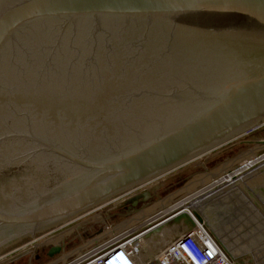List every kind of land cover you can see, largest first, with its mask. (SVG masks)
I'll list each match as a JSON object with an SVG mask.
<instances>
[{
    "label": "water",
    "instance_id": "obj_1",
    "mask_svg": "<svg viewBox=\"0 0 264 264\" xmlns=\"http://www.w3.org/2000/svg\"><path fill=\"white\" fill-rule=\"evenodd\" d=\"M262 125L264 0H0V264L121 199L137 222L169 208L140 212L160 184L141 189ZM253 176L260 197L264 170ZM169 217L194 225L179 207ZM135 218L95 216L94 238L68 256ZM70 234L41 245L49 258Z\"/></svg>",
    "mask_w": 264,
    "mask_h": 264
},
{
    "label": "rangeland",
    "instance_id": "obj_2",
    "mask_svg": "<svg viewBox=\"0 0 264 264\" xmlns=\"http://www.w3.org/2000/svg\"><path fill=\"white\" fill-rule=\"evenodd\" d=\"M249 136L251 138H255V141L258 138H260L264 142V127L257 130V131H253L252 133H250ZM242 141H243V139L237 141V143H241ZM258 141H260V140H258ZM237 143L234 142V144H232V145H225V146L221 147L220 149L216 150L215 152L208 154L204 159H202V161H204L206 158H208V159H206L207 160V166H205V167L208 170H210L211 173H213L212 172L213 170H216L218 168L225 167L223 169V170H225V169H227V167L229 165H234L233 168L237 169V167L241 163H243L246 160V158L244 160H240L238 162H236V161L240 158L243 159L245 156H248L251 152H254V151H252L254 148H251L250 146L248 148H251V149H247V147L245 145L246 143L245 144L243 143L239 146H236L235 144H237ZM233 145H235V146L232 147ZM263 150H264V148L259 149L260 152ZM255 153H257V152H255ZM255 153H254V155H255ZM198 162L199 161H194L192 163H189L186 166L180 168L179 170H177L173 173H170L166 177H162V178L158 179V181L153 183V185L163 184V181H166L168 179L170 180L168 182V184H165L164 186H161L158 189V195L154 201V202L157 201L156 202L157 204L155 203L156 207L153 209L154 212L163 208L166 205V203L168 205V203L171 201L166 202V203L164 202L168 199L172 200L173 201L172 203H175L179 199L183 198L184 196L179 197L178 194L181 193L180 189H182L183 186L186 185L187 183L189 184V182H190L193 184V186L191 185L192 187H190L192 189L201 184L199 179H201L202 174H204L205 170L202 168L201 169L195 168V170L193 169L194 165H196ZM182 171H184V172L186 171V174H185L186 176L185 175H184L185 177L183 176L184 179L186 178V180L183 181L181 178L177 179V177H175V179H171L176 174L181 173ZM255 173L256 172L253 170V173L247 174L244 177V179L241 178L240 184H245V182L249 178H251L253 176V174H255ZM182 174H183V172L180 175H182ZM212 181H215V180L212 178V176H210V182H212ZM261 181L264 183L263 179H261ZM220 185H223V184H219V185L216 184L212 188L213 189L212 191L203 193L204 195H208V194L210 195L214 191V193L211 195V197L208 198L209 199L208 203L216 201V200L220 201L222 203V206L219 209L216 210L215 208H213L210 210V213H207V215H205V216L202 213L200 214L198 212V210H194L195 208L193 209L191 206H190L191 207L190 210H188L186 212L187 213L190 212L192 214H194V212L199 213L202 216L205 223L207 224L208 228L220 240H222L223 242H225L226 244L229 245L228 248H230L232 250L231 251L232 255L235 258L241 260L243 262V264H264V216L260 215V213L254 212L253 210L251 211V209L248 208V206H246V203L241 202L240 200H234V199H237L234 197H238V195L240 193L238 187L237 188L236 187L230 188L227 186H222V187L218 188V186H220ZM154 187H156V186H153V188ZM199 189L201 190L202 188L199 187ZM234 191H235V193H233V196L230 197V200H232V198H233V201L229 200L230 201L229 202L228 200H226L227 199L226 197L230 196L232 194V192H234ZM263 192H264V189L261 190V193H263ZM175 195H176V197H175ZM130 196H131V194H130ZM191 198H193V197L187 196L183 201H180V202H182V204H184V206H186L188 204L187 201L190 200ZM223 201H225V202H223ZM208 203L205 202L202 204L206 206ZM117 204H119V203L111 204L108 207L110 209L107 208V210H105V212L103 211L100 213L101 216L103 213L105 215H106V212L109 213V215H111V224L112 225H121L130 219L133 220L135 217H137V219L135 218L134 221L136 222V220H138V216H134L132 218H127V216H125V214H121L122 211H119L120 208H118V206L116 207ZM207 206H209V204ZM181 209H184V208H181ZM149 212H148V214L150 216L152 211H151V213H149ZM194 216H195V214H194ZM103 217H104V215H103ZM77 222H80V221H77ZM138 223L139 222H136L133 226L137 225ZM182 223L185 224L184 221ZM74 224H76V223H74ZM184 224H181V225H184ZM69 226H71L69 228H72L71 224H69ZM93 226L94 225H91V224L85 225V227H83L82 230H80V231L74 233L72 236L66 238L69 241L67 242L66 250H65L63 256L69 257L68 255L70 254V252H74L75 250L79 249L81 246H83L84 244L89 242V238L91 237V235L94 233V230H95V227L93 229ZM129 227H131V226H129ZM129 227H127L126 229H128ZM185 227L190 228L191 226L189 225V227L188 226H185ZM71 230L72 229H70L68 231V233L71 232ZM175 231H173V232H175ZM167 233L170 236L172 235L171 231H169ZM167 233H165V235ZM61 236H63V235H61ZM31 241L32 240H30L29 242H31ZM146 243H147V241H146ZM36 247H37V249H36ZM31 250H32L31 248L28 251L26 250L25 251L26 253L24 254V256L17 259L14 263L12 261L11 263L8 262L7 264H51L53 262L52 260H55V259L47 257L46 252L45 253L41 252V249L38 248V245L37 246L35 245V248L32 250V252H31ZM71 257H73V256H71ZM71 257H69L68 259H70Z\"/></svg>",
    "mask_w": 264,
    "mask_h": 264
},
{
    "label": "built area",
    "instance_id": "obj_3",
    "mask_svg": "<svg viewBox=\"0 0 264 264\" xmlns=\"http://www.w3.org/2000/svg\"><path fill=\"white\" fill-rule=\"evenodd\" d=\"M263 127L264 125L253 131H257ZM253 131L244 134L227 145H232L234 142L237 143V141L243 139L241 143H237L235 145L239 146L246 143L245 145L247 149L254 148L252 150L254 152H251L247 156L248 160H245L244 162H252L256 159L258 163H262L264 162V150L260 152L259 149L264 148V142L260 138L256 141L255 138H251L249 135ZM249 146L251 148H248ZM245 158L238 159L237 162L244 160ZM243 163H241L237 169H234L233 172L241 168ZM262 166L264 167V164H262ZM263 170H258L257 173H260ZM152 186L153 184H148L141 190L150 189ZM141 190H139V192ZM121 200L114 203H118ZM110 205L111 204L96 209L88 215L70 223L72 228H69L71 227L69 225L63 226L48 233L47 235H44L43 237L38 238L35 241L27 243L9 261V263L23 257L26 250H29L30 248L33 250L35 245L37 246L40 243L41 238L46 237L47 239L45 240H48L56 237L64 233L65 228L67 227L68 230L72 229L70 232L71 234L68 237L72 236L74 233L82 230L85 225H89L87 222L88 220H92V218L97 215L101 216L100 213L103 211L105 212ZM168 209L174 208L169 207ZM161 212L162 211L160 210L156 214L150 216L148 220L145 219L146 221L143 220L132 228H128L129 230L126 229L120 233L114 234L111 238H106L103 241L98 242L90 249L84 251L81 255L71 257L70 259H68L69 257L63 256L67 244L63 247V245L59 243L57 247L60 248V251L54 259L58 261L57 264H240L242 262L232 255V250L228 248V244L220 240L208 228L206 223L200 222L192 213L186 212L194 222L193 227L187 228L185 227L188 226L187 224L181 223L185 226L181 224L173 226L171 236L167 233L165 236L162 235L161 238L156 237V235L153 234L157 233L156 231L161 229L166 223H169V220L172 218L169 217V213L171 214L172 210L166 214H160ZM103 218H105V215ZM149 236H153V244H155L156 241L159 242V244H155V246H153L148 252L144 249V246ZM92 238L94 237L91 236L89 241ZM68 241L69 240H67V242Z\"/></svg>",
    "mask_w": 264,
    "mask_h": 264
},
{
    "label": "bare ground",
    "instance_id": "obj_4",
    "mask_svg": "<svg viewBox=\"0 0 264 264\" xmlns=\"http://www.w3.org/2000/svg\"><path fill=\"white\" fill-rule=\"evenodd\" d=\"M213 153V152H212ZM210 154V153H209ZM208 155V154H207ZM206 155V156H207ZM206 156H204V157H202L201 159H199L198 161H201L202 159H204ZM262 164H264V162H262V163H258V161L256 160V159H254L252 162H245L243 165H242V167L241 168H239L238 170H236V171H234V172H232V173H229L227 176H225L223 179H221V180H218V181H212L213 183H212V185H210V186H207V187H205V188H203L202 190H200V191H198V192H194L193 194H190V195H188V193L186 194V195H184V197L183 198H181V199H179L177 202H175V203H173V204H171V206H170V208H177V207H179V208H184V211L186 212V211H188V210H190V206L194 209V210H198V212L201 214H203L204 216L205 215H207V213H210V210L211 209H213V208H215L216 210L217 209H219L221 206H222V203L220 202V201H218V200H216V201H213V202H210V203H208L209 202V199L208 198H210L211 197V195L214 193V191H213V193L212 194H208V195H204L203 193H206V192H210V191H212L213 189V187L217 184V185H219V184H223V185H220V186H218V188H220V187H222V186H227V187H230V188H232V187H238V189H239V191H240V193H239V195H238V197H234V198H237V199H234V200H240L241 202H244V198H245V196H248L249 198L250 197H255V199H256V201H255V199H252V198H250V200H251V202H252V204L254 205V207L257 209V210H259L263 215H264V204H263V201L261 200V199H259V196H257L255 193H253L254 192V190L251 188V187H249L250 189H248L247 188V186L245 185V184H243V187H246L249 191H250V193L249 194H251V195H253V196H249L248 194H246V193H243L242 191V187H241V185L242 184H240V179L241 178H243L244 179V177L247 175V174H249V173H253V170L255 171V172H258V170H259V168L260 167H262ZM252 166V167H251ZM257 173H255V174H253V175H256ZM208 176H210V174H208ZM252 178H255L254 176L253 177H251L250 178V181H253V179ZM242 188V189H241ZM186 190L187 191H189L190 192V188L188 189V188H186ZM233 193H235V191L234 192H232V194L230 195V196H227L226 198V200H230V197L231 196H233ZM187 196H191V197H193V198H191L190 200H188L187 201V205L186 206H184V204H182V202H180V201H183ZM256 196L258 197V198H256ZM207 200V201H206ZM230 201H233V198H232V200H230ZM229 201V202H230ZM205 202H207L208 204H209V206H205V205H203L202 203H205ZM223 202H225V201H223ZM211 204V205H210ZM167 208V207H166ZM164 209V210H162V212L160 213V214H166V213H168V212H170L172 209ZM159 212V211H158ZM157 213V212H156ZM156 213H154V214H156ZM188 213H190V212H188ZM199 213H197V214H199ZM153 214V215H154ZM199 214V215H200ZM103 215H105L104 213L102 214V216ZM200 217L202 218V216L200 215ZM149 219V217L148 218H146V220H148ZM203 219V218H202ZM145 220V221H146ZM174 225H172V223H166L159 231H157V233H154L153 235H156V237H160L161 238V236L162 235H164L165 236V233H167V232H169V231H172V227H173ZM133 226H131V227H129V228H132ZM129 230V229H128ZM152 238H153V236H149L148 237V240H147V243L145 244V246H144V249H146L148 252H149V250H151V248L153 247V246H155V244H159V242H157L156 241V243L155 244H153V242H152ZM246 254V253H245ZM242 256V255H241Z\"/></svg>",
    "mask_w": 264,
    "mask_h": 264
},
{
    "label": "flooded vegetation",
    "instance_id": "obj_5",
    "mask_svg": "<svg viewBox=\"0 0 264 264\" xmlns=\"http://www.w3.org/2000/svg\"><path fill=\"white\" fill-rule=\"evenodd\" d=\"M245 157H247V156H245ZM244 157V158H245ZM206 159H208V158H206ZM204 160V161H199L196 165H194V170H195V168L197 167V168H199L200 166V168H206L205 166H207V160ZM240 159H242V158H240ZM213 160V159H212ZM237 162V161H236ZM203 166V167H202ZM219 170L220 169H222V168H218ZM218 169L217 170H215L216 172H219L218 171ZM264 169V167L262 166V167H260L259 168V171H261V170H263ZM205 170H207V168L205 169ZM211 173V171L210 170H207V173L206 174H210ZM214 173V172H213ZM257 173V172H256ZM205 174V175H206ZM186 176V175H185ZM184 176V177H185ZM184 177H177L178 179L179 178H181L183 181L184 180H186V178L184 179ZM186 182V181H185ZM184 182V183H185ZM187 183V182H186ZM165 184L163 183V184H160V185H157L156 187H154L155 189H158V188H160L161 186H164ZM188 186V184H186V185H184V187H187ZM253 193H255V192H253ZM259 193H261V192H259ZM256 194V193H255ZM155 198H157V194H156V191H153L152 192V195H151V199L149 200V202H152L153 200H155ZM259 199H261L262 201H263V204H264V192L262 193V195L259 197ZM244 203H246V206H248V208H250L251 209V211L253 210L254 212H256V213H260V215H263L259 210H257L255 207H254V205L252 204V202H251V200H250V198L248 197V196H245V198H244ZM149 204V203H148ZM145 204H140L139 205V209L141 208V206L143 207ZM119 211H122V213L121 214H125V216H127V215H130V216H127V218H132V217H134V216H138V215H131L133 212V209L132 210H123V207H120V209H119ZM132 212V213H131ZM106 214H107V212H106ZM264 216V215H263ZM137 222V221H136ZM135 221H134V224L136 223ZM69 230H68V227L67 228H65V232L67 233ZM45 239H47L46 237H44V238H41V240H40V246L43 244L44 245V243L46 242V240ZM88 240V239H87ZM38 244V245H39ZM67 244V240L65 241V245ZM38 246V248L39 249H41V252H46V256L48 257V253L50 252V250H51V248H53V247H48V246ZM28 251V250H27ZM26 253V252H25Z\"/></svg>",
    "mask_w": 264,
    "mask_h": 264
},
{
    "label": "crops",
    "instance_id": "obj_6",
    "mask_svg": "<svg viewBox=\"0 0 264 264\" xmlns=\"http://www.w3.org/2000/svg\"><path fill=\"white\" fill-rule=\"evenodd\" d=\"M200 169H201V168H200ZM202 169H203V168H202ZM204 170H205V169H204ZM216 170H217V169H216ZM212 172H216V171L213 170ZM206 173H207V170H205V171H204V174H202V175H205ZM156 194L158 195V190L156 191ZM155 199H156V198H155ZM154 201H155V200H153L152 202H148L149 204L146 203L143 207L141 206V208H140L139 211L141 212V211L147 209L148 207L154 209V208L156 207V204H155V203L157 202V201H156V202H154ZM140 204H141V203H140ZM132 212H133V213H132ZM132 212H131V213H132L131 215H133V216H134V215H138V211H137V212L132 211ZM127 216H130V215H127ZM114 226H116V225H112V224L110 223V227H114Z\"/></svg>",
    "mask_w": 264,
    "mask_h": 264
}]
</instances>
